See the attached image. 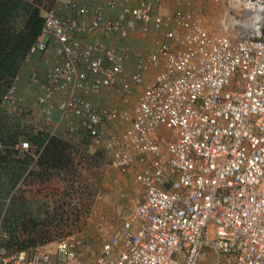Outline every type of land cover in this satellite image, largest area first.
<instances>
[{
	"label": "built area",
	"instance_id": "2783aa9c",
	"mask_svg": "<svg viewBox=\"0 0 264 264\" xmlns=\"http://www.w3.org/2000/svg\"><path fill=\"white\" fill-rule=\"evenodd\" d=\"M92 1L88 21L87 0L45 9L24 63L39 53L46 65L28 80L43 125L57 112L143 192L96 254L72 236L10 245L0 224V264H264V0H205L221 6L213 34L185 0L164 13L162 0ZM130 33L155 35L151 48L109 41ZM21 81L19 72L2 106L20 107ZM139 87L129 108L89 99L110 90L126 105Z\"/></svg>",
	"mask_w": 264,
	"mask_h": 264
},
{
	"label": "rangeland",
	"instance_id": "374dc122",
	"mask_svg": "<svg viewBox=\"0 0 264 264\" xmlns=\"http://www.w3.org/2000/svg\"><path fill=\"white\" fill-rule=\"evenodd\" d=\"M87 2L88 7L92 6V0H87ZM45 7L46 5L43 6V8ZM182 7L201 18L209 33L218 32L220 5L205 0H185ZM175 8L174 0H162L159 11L162 13L171 12ZM154 37L155 35L150 34L142 39L133 34L127 41H121L116 36L110 37L109 40L114 44L127 43L128 46L136 50H147L142 47V44L151 43ZM28 75L29 73L24 79L22 76L19 85L20 121L27 125L45 127L51 133L62 134L74 145L76 151L74 150V165L71 169L54 174L43 181L35 180L27 184H20L17 192L21 193L29 213L42 217L50 216L56 210L58 212L63 210L64 216L60 217L59 229L54 230L48 242L64 236H72L79 242L84 252L96 254L110 228L121 224L123 215L132 208L143 190L130 175L115 170L104 154L98 155L89 151V148L81 143L76 133L72 135L67 133L66 124L59 119L57 112L51 124L43 125L42 113L36 103L39 90L29 83ZM153 76L154 72L151 71L147 75V82ZM139 91L138 88L135 90V95L126 105L117 103L115 93L110 90H103L92 95L91 102L108 108H129L135 104ZM100 98H104V104H99ZM8 201L9 197L3 200L4 209ZM119 203L123 205V212L120 215L115 212V206ZM76 211L79 213V218L73 217ZM3 230L10 237L9 232L4 228Z\"/></svg>",
	"mask_w": 264,
	"mask_h": 264
},
{
	"label": "trees",
	"instance_id": "16d2710c",
	"mask_svg": "<svg viewBox=\"0 0 264 264\" xmlns=\"http://www.w3.org/2000/svg\"><path fill=\"white\" fill-rule=\"evenodd\" d=\"M54 1L0 0V102L12 78L23 72L29 48L41 33L44 11ZM20 111L0 104V224L9 232L10 245L26 247L50 241L64 213L56 210L42 217L29 213L18 186L71 169L76 148L62 134L22 123ZM77 137L88 147L85 135ZM22 140L28 141V149L16 147ZM73 217L79 218V213Z\"/></svg>",
	"mask_w": 264,
	"mask_h": 264
},
{
	"label": "crops",
	"instance_id": "0c3cea01",
	"mask_svg": "<svg viewBox=\"0 0 264 264\" xmlns=\"http://www.w3.org/2000/svg\"><path fill=\"white\" fill-rule=\"evenodd\" d=\"M129 2H130V4L131 5H133L134 6V4H135V2H136V0H129ZM94 4H93V2H92V6H90V7H88V9L90 10V11H88V12H90V15H88V13H87V15L85 16V21H88V20H90V18H92V16H93V9H94V6H93ZM108 13H110V12H108ZM133 34H135L136 36H138V34L137 33H130L129 34V37L131 36H133ZM128 37V38H129ZM128 38H127V40H128ZM83 40H86V41H90V40H92L93 39V37L91 36V35H85V36H83V38H82ZM109 41H111V40H109ZM111 43H113V42H111ZM152 43V42H151ZM151 43H149V44H142V47L143 48H147V49H150L151 48ZM114 44V43H113ZM45 65H46V61H45V57L44 56H42V54H39V53H36V54H34L33 56H32V58H31V60L28 62V63H26L25 64V68H24V70H23V72H22V76H23V79L25 78V76L27 75V73H29L31 70H33V69H36V70H44V68H45ZM133 67H134V60L133 59H130V60H128L127 61V63H126V72L127 73H131L132 71H133ZM30 69V70H29ZM29 70V71H28ZM41 71V72H42ZM27 78V77H26ZM146 82H147V80H146ZM140 91L139 92H141L142 91V89H143V87H141V89H140V87L138 88ZM92 96V95H91ZM91 96H89V99H90V101H91ZM100 100V103L99 104H104V98H100L99 99ZM77 136H78V133H77Z\"/></svg>",
	"mask_w": 264,
	"mask_h": 264
}]
</instances>
